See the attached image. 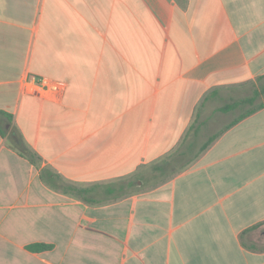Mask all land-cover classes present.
<instances>
[{"label":"crops","instance_id":"1","mask_svg":"<svg viewBox=\"0 0 264 264\" xmlns=\"http://www.w3.org/2000/svg\"><path fill=\"white\" fill-rule=\"evenodd\" d=\"M257 83L264 0H0V264H264Z\"/></svg>","mask_w":264,"mask_h":264},{"label":"trees","instance_id":"2","mask_svg":"<svg viewBox=\"0 0 264 264\" xmlns=\"http://www.w3.org/2000/svg\"><path fill=\"white\" fill-rule=\"evenodd\" d=\"M39 77V76H36ZM258 92H255V94L257 95ZM254 101V97H245L244 99L241 100H237V101H233L232 103H230L229 105L225 106L222 108V110H228L230 108L245 104V103H249L252 104ZM264 101V100H263ZM261 101L259 104L254 105L252 108H250V110H245L241 115H239V117H237L235 120H238L252 112H254L256 109H258L259 107L264 106V102ZM0 133L4 135V132L0 129ZM13 147L18 151V153L27 158L32 164L36 165L39 157L37 156V154L30 149L25 143L24 141L18 136L15 135V137L9 136ZM214 138V137H213ZM212 141V138L209 139V142ZM44 175H47V178L49 179V181H47L51 186H53L55 189H59L62 190L65 193H71V194H75L78 195L80 197H82L84 200L86 201H90L87 199V189H79L76 186L64 182L63 180H61L59 178V176L49 170H44L41 172L40 177L41 179L45 180ZM259 225H254L252 227H249L248 229L245 230V232H243V234L248 233L250 231L256 230V228ZM53 246L52 244H48V243H41V242H35V243H31L29 245L26 246L27 249L31 250V251H43V250H48L51 249Z\"/></svg>","mask_w":264,"mask_h":264},{"label":"built area","instance_id":"3","mask_svg":"<svg viewBox=\"0 0 264 264\" xmlns=\"http://www.w3.org/2000/svg\"><path fill=\"white\" fill-rule=\"evenodd\" d=\"M65 89V84L61 81L50 79L48 77L31 76L29 91L41 99L49 101H58Z\"/></svg>","mask_w":264,"mask_h":264},{"label":"rangeland","instance_id":"4","mask_svg":"<svg viewBox=\"0 0 264 264\" xmlns=\"http://www.w3.org/2000/svg\"><path fill=\"white\" fill-rule=\"evenodd\" d=\"M262 84L263 83H257L255 85L257 86H253V85H248L247 87L243 88V89H238V91L235 93L234 97H231L232 99H244L245 97H254V101L252 104L249 105V103H245L242 104L240 107H242V110H250V108H252L254 105L259 104L261 101L264 100V88L262 89ZM255 92H258L257 95L255 94ZM231 100V99H229ZM259 232L257 230L254 231H250L245 237H244V241L247 243L250 241L256 242L255 236L258 234Z\"/></svg>","mask_w":264,"mask_h":264}]
</instances>
